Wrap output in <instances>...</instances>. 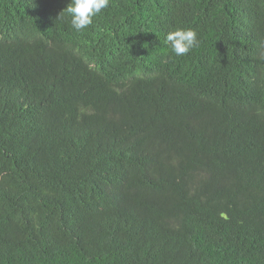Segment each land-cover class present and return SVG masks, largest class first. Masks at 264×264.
Returning a JSON list of instances; mask_svg holds the SVG:
<instances>
[{"label":"trees","instance_id":"1","mask_svg":"<svg viewBox=\"0 0 264 264\" xmlns=\"http://www.w3.org/2000/svg\"><path fill=\"white\" fill-rule=\"evenodd\" d=\"M70 2L0 0V264H264V0Z\"/></svg>","mask_w":264,"mask_h":264},{"label":"clouds","instance_id":"2","mask_svg":"<svg viewBox=\"0 0 264 264\" xmlns=\"http://www.w3.org/2000/svg\"><path fill=\"white\" fill-rule=\"evenodd\" d=\"M110 0H71L67 8L60 14L71 17V26L81 31L93 24V19L109 7ZM165 43L171 52L179 57L187 55L192 49L199 46L198 34L194 29L177 27L167 33Z\"/></svg>","mask_w":264,"mask_h":264},{"label":"bare ground","instance_id":"3","mask_svg":"<svg viewBox=\"0 0 264 264\" xmlns=\"http://www.w3.org/2000/svg\"><path fill=\"white\" fill-rule=\"evenodd\" d=\"M114 27V26H113ZM102 35V34H101ZM114 35V34H113ZM147 40V39H146ZM106 41V40H105ZM107 43V42H106ZM120 49V48H119ZM126 55V54H125ZM120 56V55H119ZM119 61V60H118ZM116 63V62H115ZM108 73V72H106ZM110 73V72H109ZM177 73V72H176ZM253 119V118H252ZM250 125V124H249ZM231 126V125H230ZM257 128V127H256ZM246 129V128H245ZM250 129V128H249ZM246 132V131H245ZM244 137V136H243ZM254 137V136H253Z\"/></svg>","mask_w":264,"mask_h":264}]
</instances>
